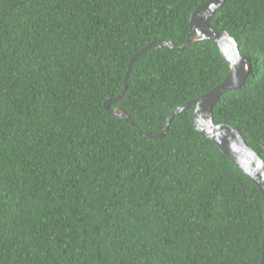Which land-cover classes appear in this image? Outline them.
I'll return each instance as SVG.
<instances>
[{
    "label": "trees",
    "instance_id": "16d2710c",
    "mask_svg": "<svg viewBox=\"0 0 264 264\" xmlns=\"http://www.w3.org/2000/svg\"><path fill=\"white\" fill-rule=\"evenodd\" d=\"M207 1L0 0V264H261L262 194L194 107L162 138L104 108ZM210 26L252 63L214 121L264 160V0H226ZM229 73L210 41L152 48L111 109L160 135Z\"/></svg>",
    "mask_w": 264,
    "mask_h": 264
},
{
    "label": "water",
    "instance_id": "95a60500",
    "mask_svg": "<svg viewBox=\"0 0 264 264\" xmlns=\"http://www.w3.org/2000/svg\"><path fill=\"white\" fill-rule=\"evenodd\" d=\"M226 0H208L199 6L191 15L189 31L186 42L175 46L170 41H155L134 55L128 65L125 76L124 87L121 94L104 103V108L109 115L116 119L123 120L130 124L141 136L148 138H162L166 135L170 123L179 113L194 107L192 123L194 128L206 139L211 140L219 151L225 154L232 162L259 188L264 201V160L246 143L242 135L227 124L217 125L213 118L214 107L221 96L242 88L252 70V63L242 56L239 46L233 37L227 32L213 29L210 22L214 15L224 7ZM210 41L218 45L222 57L230 67V73L224 82L208 94L191 101L175 110L166 122V127L160 135H150L142 132L132 119L121 108L111 109V106L124 96L133 66L140 55L152 48L167 47L180 51L184 48L199 42ZM261 264H264V240Z\"/></svg>",
    "mask_w": 264,
    "mask_h": 264
}]
</instances>
